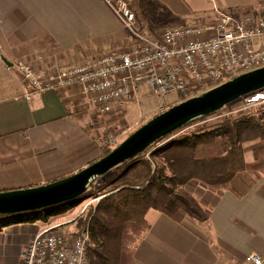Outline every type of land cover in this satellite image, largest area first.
<instances>
[{
    "label": "crops",
    "instance_id": "0c3cea01",
    "mask_svg": "<svg viewBox=\"0 0 264 264\" xmlns=\"http://www.w3.org/2000/svg\"><path fill=\"white\" fill-rule=\"evenodd\" d=\"M130 4L136 15L133 5L156 20L179 24L204 22L214 6L227 13L257 8L256 0ZM128 45V33L104 0H0V192L62 180L104 157L107 125L99 134L97 117H112L88 110L78 86L30 94L17 63L48 74ZM245 162L254 163L252 151H246ZM186 191L207 212L208 221L177 222L149 210L148 229L135 248L136 264H244L251 254L264 261V174L246 170L220 190L190 182ZM48 220L1 228L0 264H21V249L42 231L37 224L45 227Z\"/></svg>",
    "mask_w": 264,
    "mask_h": 264
},
{
    "label": "built area",
    "instance_id": "2783aa9c",
    "mask_svg": "<svg viewBox=\"0 0 264 264\" xmlns=\"http://www.w3.org/2000/svg\"><path fill=\"white\" fill-rule=\"evenodd\" d=\"M104 1L128 33L129 45L122 51L88 58L48 74L18 62L21 79L32 89L30 94L78 86L84 106L107 116L117 104L139 103L143 84L160 97L178 94L185 101L264 67V16L227 13L214 6L213 16L204 22L188 21L156 33L138 22L130 0ZM206 1L215 4L216 0ZM258 107H264V89L242 97L199 123L181 128L165 140L200 124L213 128L220 125L217 121L238 119ZM104 131L103 147L110 150L117 145V139L108 129ZM56 227L40 231L23 246L21 264H89L90 226L75 234ZM244 264L264 261L251 254Z\"/></svg>",
    "mask_w": 264,
    "mask_h": 264
},
{
    "label": "trees",
    "instance_id": "16d2710c",
    "mask_svg": "<svg viewBox=\"0 0 264 264\" xmlns=\"http://www.w3.org/2000/svg\"><path fill=\"white\" fill-rule=\"evenodd\" d=\"M151 2L139 0L140 5L150 6ZM164 140L151 147H156L151 157L159 160L158 165L144 157L147 150L126 163L128 167L122 165L111 179L100 182L109 172L92 183L80 199L46 209L42 218L37 215L39 212L0 216V229L11 222L63 216L76 208L82 198L103 196L82 224L90 219L89 264H136L135 248L148 229L145 217L149 210L159 211L177 222L190 218L204 223L208 214L187 193L188 183L220 190L228 188L235 176L246 170L264 174V112L226 119L219 126L201 128L161 145ZM247 150L253 153L252 165L245 162ZM110 187L113 190L105 192Z\"/></svg>",
    "mask_w": 264,
    "mask_h": 264
},
{
    "label": "water",
    "instance_id": "95a60500",
    "mask_svg": "<svg viewBox=\"0 0 264 264\" xmlns=\"http://www.w3.org/2000/svg\"><path fill=\"white\" fill-rule=\"evenodd\" d=\"M263 89L264 67L172 106L128 136L107 155L76 174L42 186L0 192V215L34 212L76 201L92 183L137 158L160 140Z\"/></svg>",
    "mask_w": 264,
    "mask_h": 264
},
{
    "label": "rangeland",
    "instance_id": "374dc122",
    "mask_svg": "<svg viewBox=\"0 0 264 264\" xmlns=\"http://www.w3.org/2000/svg\"><path fill=\"white\" fill-rule=\"evenodd\" d=\"M257 1V8L253 10H241L238 12H235L236 14H248V13H254L257 15L264 16V0H256ZM133 9H136L138 11L136 18L138 22L147 24L149 28L156 33H160L162 30H164L167 27H179L183 26L184 24L179 23H170V22H162L159 20L154 19V17L150 16L146 12L143 13L140 10H138L137 5H133ZM183 102V99L178 94H170L166 97H160L158 96L154 90L146 85L143 84L141 86V93L139 96V103H128L123 106H116L114 112L111 114L112 117L110 119H106L104 117H97L98 118V124L97 129L99 134H101L102 125H107L103 129H108L117 139V145L113 146L112 149L116 148L121 142H123L128 136H130L132 133H134L136 130H138L140 127H142L144 124H146L148 121H150L155 116L163 113L164 111L168 110L170 107L175 106L177 104H180ZM119 110V112H118ZM264 112V107H258L253 110H251L249 114L253 113H261ZM117 113V114H116ZM108 116V115H107ZM247 115H241L240 117L243 118ZM226 119H222L220 121H217V123L222 124ZM202 121V120H200ZM200 121L194 122L199 123ZM110 124V125H108ZM193 124V123H192ZM190 124L189 126H191ZM219 126V124L215 125ZM201 128H207V124H200L197 125L194 128H190L187 133L191 134L195 132L198 129ZM104 131V130H103ZM104 137H105V131ZM179 134L174 139H177L179 137L184 136L185 134ZM104 139V138H103ZM166 140L162 141L160 144H165ZM103 145V141H102ZM156 147H153L148 150L150 152V155H144L145 158L153 159V162L155 165H158L159 160L156 159V157H151L152 151L155 150ZM104 153L110 150H107L108 148H104ZM111 149V150H112ZM144 159V158H143ZM127 165V166H126ZM125 166L128 167L129 165L126 164ZM124 166V165H123ZM119 167L111 171L108 175H106L103 179H101L100 182H103L105 180L111 179L113 176H115L117 173H119L120 169L123 167ZM262 169V168H261ZM264 171V169H262ZM186 189V188H185ZM213 189V188H212ZM113 190V188L106 189L105 192H109ZM188 193V192H187ZM191 197H193L190 193H188ZM103 196L96 197V198H84L80 201V203L76 206V208L72 209L67 214L63 215V217L60 218H49L48 221H46L45 227H41V224H37L41 230L49 228L48 226H57L56 228H59L60 230H65V232H71V234L78 233L85 225L86 227L90 223V219L88 220L87 224L84 226L82 225L84 222V219L86 218L87 214L91 210V208H95V206L98 204L100 199ZM194 198V197H193ZM196 200V199H195ZM49 209V208H47ZM46 210V209H45ZM43 210L39 212L41 214V217L44 216L46 211ZM204 210V209H203ZM206 212V211H205ZM34 212H28V213H21L17 215H25V214H32ZM17 215H10V216H3V218L11 217V216H17ZM52 220V221H51ZM36 222V221H35ZM34 222V223H35ZM85 227V228H86ZM68 230V231H67ZM5 236V235H4ZM7 238V236H5ZM13 238V237H12ZM3 264H7L6 262ZM11 264V263H9Z\"/></svg>",
    "mask_w": 264,
    "mask_h": 264
}]
</instances>
